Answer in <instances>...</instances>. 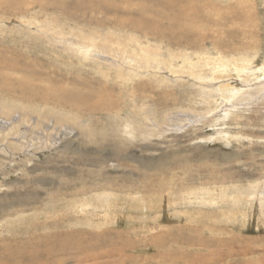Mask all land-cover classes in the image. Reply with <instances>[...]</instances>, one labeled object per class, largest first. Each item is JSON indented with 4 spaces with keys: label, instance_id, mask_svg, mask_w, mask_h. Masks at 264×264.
<instances>
[{
    "label": "rangeland",
    "instance_id": "rangeland-1",
    "mask_svg": "<svg viewBox=\"0 0 264 264\" xmlns=\"http://www.w3.org/2000/svg\"><path fill=\"white\" fill-rule=\"evenodd\" d=\"M239 1L0 0V264H264V0L251 30Z\"/></svg>",
    "mask_w": 264,
    "mask_h": 264
},
{
    "label": "bare ground",
    "instance_id": "bare-ground-1",
    "mask_svg": "<svg viewBox=\"0 0 264 264\" xmlns=\"http://www.w3.org/2000/svg\"><path fill=\"white\" fill-rule=\"evenodd\" d=\"M180 1V0H179ZM242 1V2H241ZM241 1H239V5H242V4H244V3H246V4H248L247 5V9L245 10V12H244V14L245 15H243L242 13H240V14H237V16H238V19L240 18V20L241 21H246V20H251L250 22H251V24L252 25H249L250 27H248V29L249 30H251L252 28H253V26L256 24L255 23V21H256V19H257V12H256V10H255V2H254V0H241ZM42 5V4H41ZM186 8H185V11H184V14H183V16L185 17V18H187L188 20V22L189 23H187V24H183L184 23V21H183V23H182V21H180V23H178V26H175V25H172L170 28H169V33H170V35H169V37H171V38H175L176 39V31H177V28L179 29L178 30V32H179V34L182 36V37H180V36H178L179 37V40H180V42H183V43H185V44H188L189 46H195V42L196 41H199V43L201 42V40H206V35L204 34V32L203 31H201L200 32V30L199 31H197V29H196V32H189L188 31V29H187V26L188 25H191V24H193V15H197L198 13H196L195 11H197V12H200L199 10H202L203 11V8H201L200 6H196V7H192V9H190V5L188 4V5H184ZM216 7V6H215ZM206 8H208V6L206 7ZM210 8L212 9V10H214V7H213V4H211L210 5ZM217 8V7H216ZM205 9V8H204ZM193 11L195 12L194 14H193ZM254 12V13H253ZM245 16V17H244ZM252 16H254V18L252 17ZM151 18V17H150ZM253 18V19H252ZM143 21H145V20H143ZM219 21V20H218ZM222 21V20H221ZM151 26H154L155 27V25L154 24H152L151 23ZM148 27V26H147ZM175 27H177L176 28V31H175ZM151 28H153V27H151ZM153 29H155V28H153ZM166 31H167V29H166ZM62 34V33H61ZM149 34V33H148ZM164 35V34H163ZM255 37V35H253V34H250V36H249V38L250 39H253ZM106 38V43L108 42V37H105ZM112 39V38H111ZM136 39V38H135ZM135 39H131L130 41H133V42H135ZM116 40H117V38H115L114 37V41L116 42ZM137 41V44H139V46H140V43L138 42V38L136 39ZM84 41V43H86V40H83ZM111 41V40H110ZM124 43V42H123ZM73 44L76 46V51H83L87 56H89V53H90V49H84L83 47H81L79 44H82V43H75V42H73ZM86 44H89L90 45V43H86ZM125 44V43H124ZM201 44V43H200ZM75 46L73 47V48H75ZM200 47V46H199ZM146 49H147V47H146ZM156 50L154 49V51L152 50L151 52L147 49V50H143L142 51V54H140V55H143V57L141 58V60H139L140 62H141V64L143 65L144 64V66L147 64V65H151L152 63L153 64H155L156 62H158L159 64H160V62L162 63V61H164L165 63H166V61H168V62H170L173 58H177L178 56L177 55H175L174 53H170L171 55L170 56H168L167 58H164V57H161L160 59H158L157 58V51L155 52ZM170 52V51H169ZM141 53V52H140ZM202 54H205L203 51H197L196 50V55L197 56H199V55H202ZM194 54L193 53H191V54H189L188 55V57L187 58H185L186 56L185 55H181L180 57L182 58V62H184V63H186V62H188L189 63V65H191V67L192 66H195L194 64V61H193V59H194V57H192ZM214 56V55H213ZM141 57V56H140ZM226 57V56H225ZM196 60V59H195ZM203 61V60H202ZM219 61V60H218ZM198 62V61H197ZM157 63V64H158ZM212 63V61H208L207 62V65H210ZM224 63H225V67H229V66H232V67H234L235 68V70H237L239 73H244L245 74V72H246V70H248V68L250 67L249 66V64H248V61L244 58V57H240V58H238V57H234V56H232V57H226V58H224ZM223 63V64H224ZM219 64V63H218ZM184 65V64H183ZM200 65V64H199ZM198 65V66H199ZM161 66V65H160ZM211 66V65H210ZM213 66H214V64H213ZM184 67V66H183ZM203 67V66H202ZM219 67V66H218ZM224 67V69L223 70H226V68ZM185 68V67H184ZM188 68V67H187ZM190 68V67H189ZM195 69V68H194ZM211 69V68H210ZM201 70V69H200ZM217 70V69H216ZM200 72V71H199ZM217 72V71H216ZM201 74H202V72H201ZM203 75V74H202ZM207 76H208V74H206ZM213 75L214 74H211V75H209V78H213ZM204 76V75H203ZM210 76H212V77H210ZM264 77V76H263ZM206 78V77H205ZM204 78V79H205ZM262 80L264 79V78H261ZM215 80H217V79H215ZM214 80V81H215ZM210 81H212V80H210ZM209 82V81H208ZM263 81H261V83H262ZM261 83H260V85H261ZM205 84V83H204ZM230 85L229 84H223V86L221 85V86H219L218 88H220L219 90L220 91H223L225 94H231V96H233V98H234V96H236L235 94H238V90L237 89H235V88H232L231 86L229 87ZM221 88H223V89H221ZM212 89V88H211ZM227 98V97H226ZM66 117H68V115H65V114H63V113H61V115L58 117V119L59 120H61L62 121V119H64V118H66ZM66 121V120H65ZM68 121V120H67ZM263 186V185H262ZM262 189V188H261ZM262 191L260 190L259 191V193H261ZM263 194V193H262ZM236 195V194H235ZM97 197H99V196H97ZM236 197V196H235ZM203 198H205L204 196H203ZM89 199V198H88ZM189 199H191V197L189 198ZM83 200V199H82ZM98 200V199H97ZM233 200V199H232ZM222 201V200H221ZM239 201V200H238ZM260 201L261 202H264V200H263V197L260 199ZM83 202H85V201H83ZM82 202V203H83ZM86 203L87 202H85V204L83 203L82 205H86ZM257 202H255V204H256ZM93 204V203H92ZM95 204V203H94ZM81 205V206H82ZM91 211H92V209H91ZM121 212V211H120ZM112 213V212H111ZM89 254V253H88ZM93 255L91 254V256L90 257H92ZM80 258V257H79ZM85 258V257H84ZM81 259V258H80ZM78 260V259H77ZM71 262V261H70Z\"/></svg>",
    "mask_w": 264,
    "mask_h": 264
}]
</instances>
